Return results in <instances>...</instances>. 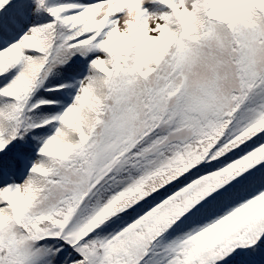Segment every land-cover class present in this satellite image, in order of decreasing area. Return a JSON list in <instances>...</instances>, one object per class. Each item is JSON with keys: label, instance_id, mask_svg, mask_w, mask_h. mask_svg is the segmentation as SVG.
I'll return each instance as SVG.
<instances>
[{"label": "snow or ice", "instance_id": "6c2138e0", "mask_svg": "<svg viewBox=\"0 0 264 264\" xmlns=\"http://www.w3.org/2000/svg\"><path fill=\"white\" fill-rule=\"evenodd\" d=\"M0 264H264V0H0Z\"/></svg>", "mask_w": 264, "mask_h": 264}]
</instances>
